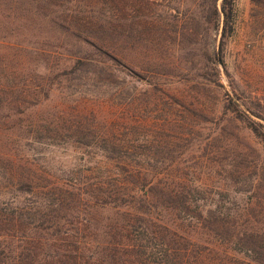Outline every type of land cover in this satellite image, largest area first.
Here are the masks:
<instances>
[{"label":"rangeland","instance_id":"rangeland-1","mask_svg":"<svg viewBox=\"0 0 264 264\" xmlns=\"http://www.w3.org/2000/svg\"><path fill=\"white\" fill-rule=\"evenodd\" d=\"M215 7L0 0V209L67 188L55 214L73 233L115 225L65 185L101 198L131 162L182 264H264V0H235L223 53Z\"/></svg>","mask_w":264,"mask_h":264},{"label":"trees","instance_id":"trees-1","mask_svg":"<svg viewBox=\"0 0 264 264\" xmlns=\"http://www.w3.org/2000/svg\"><path fill=\"white\" fill-rule=\"evenodd\" d=\"M217 1L215 13L223 23L220 44L223 53L224 40L234 31L235 0H222L220 9ZM261 138L264 140L262 131ZM113 168L117 171L104 179L101 198L89 200L81 187L65 186L76 190L70 195L81 203L115 209L119 215L115 225L85 224L73 233L72 227L55 214L67 197V188L61 189L57 201L44 203L46 199H42L44 202L11 211L2 208L0 264H182L163 239L156 241L163 220L153 208L161 197L151 193L150 179L131 162H120ZM31 186L27 192L32 193ZM78 217L81 223L90 222L86 216Z\"/></svg>","mask_w":264,"mask_h":264}]
</instances>
